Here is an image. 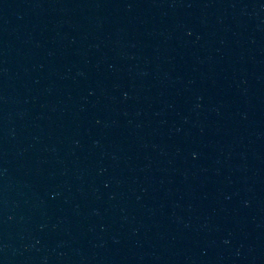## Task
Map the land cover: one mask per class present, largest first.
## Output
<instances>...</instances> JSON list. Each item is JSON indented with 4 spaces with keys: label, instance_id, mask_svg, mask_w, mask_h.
<instances>
[{
    "label": "water",
    "instance_id": "obj_1",
    "mask_svg": "<svg viewBox=\"0 0 264 264\" xmlns=\"http://www.w3.org/2000/svg\"><path fill=\"white\" fill-rule=\"evenodd\" d=\"M0 264H264V0H0Z\"/></svg>",
    "mask_w": 264,
    "mask_h": 264
}]
</instances>
